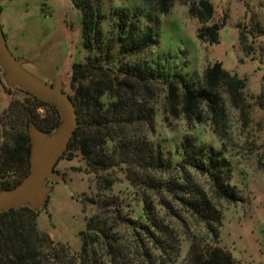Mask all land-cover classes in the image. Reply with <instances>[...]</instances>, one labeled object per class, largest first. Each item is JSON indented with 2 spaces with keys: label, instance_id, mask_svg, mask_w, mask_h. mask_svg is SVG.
<instances>
[{
  "label": "rangeland",
  "instance_id": "374dc122",
  "mask_svg": "<svg viewBox=\"0 0 264 264\" xmlns=\"http://www.w3.org/2000/svg\"><path fill=\"white\" fill-rule=\"evenodd\" d=\"M190 1L172 0L168 13L159 15L140 0H104L105 11H140L133 14L135 22L141 28L150 24L155 34L156 44L119 61L129 84L125 98L149 109L148 120L129 128L132 137L147 142L149 152L139 158L125 154V165L100 172L88 171L78 154L59 159L53 168L58 179L47 178L41 200L23 205L37 214V229L50 241L42 264H192L208 246L237 264H264V0H208L214 18L206 26L221 24L213 45L198 39L200 25L188 13ZM106 18L104 29L108 13ZM0 27L8 52L29 76L47 85L60 82L62 92L72 94V67L88 56L81 13L72 0H1ZM215 64L245 83V98L235 106L221 92V113L215 116L201 105L188 119L171 77L182 76L198 87ZM135 68L142 77H132ZM108 70L117 76L116 67ZM27 98L0 66V115L11 102ZM37 113L54 120L48 106ZM60 126L49 133L30 126L34 149L39 141L42 151L48 149ZM186 138L222 152L236 200L222 198L207 175L182 162L178 149ZM160 151L164 167L154 159ZM179 186L193 189L219 222L207 226L184 206ZM103 200L111 205L101 209ZM96 216L105 235L97 233L85 257L81 233Z\"/></svg>",
  "mask_w": 264,
  "mask_h": 264
},
{
  "label": "trees",
  "instance_id": "16d2710c",
  "mask_svg": "<svg viewBox=\"0 0 264 264\" xmlns=\"http://www.w3.org/2000/svg\"><path fill=\"white\" fill-rule=\"evenodd\" d=\"M152 13L164 15L171 8L172 0H140ZM82 17L83 49L88 54L84 63L72 67V94L67 95L73 101L77 114V128L63 155L77 154L85 162L88 171L100 172L125 165V154L141 157L149 152L146 141L134 138L129 128L142 118H148V108L133 98H125V64H119L121 58L143 53L156 44L155 34L150 24L143 28L134 20L138 10L110 8L105 11L104 0H72ZM109 15L107 29L102 26ZM189 15L198 21L200 27L198 39L206 44L218 42L221 24L212 22L214 8L208 0H191ZM115 52V53H114ZM109 65V66H108ZM116 67V75L109 74L108 67ZM132 77L140 78L137 69H132ZM98 75V77H97ZM178 87L181 112L188 118L197 112L201 105L212 114L221 113L222 98L225 93L235 106L245 98V83L234 75L224 71L220 64L208 67L202 82L195 87L184 77L174 74L172 77ZM168 81V78L165 79ZM171 83V82H170ZM168 86L170 97L174 89ZM29 94V93H28ZM24 102H11L0 115V191L16 187L29 173L32 143L29 127L33 126L41 133H49L61 124L57 109L49 103L39 101L29 94ZM173 99V98H169ZM168 99V100H169ZM169 104V103H168ZM40 106H48L54 120L41 118L37 113ZM178 153L182 162L209 177L218 194L225 199L236 200L237 193L229 183L230 168L222 152L209 146H198L192 139L182 141ZM148 154V153H147ZM154 158L159 167H164L161 151ZM149 158V157H148ZM182 192L181 201L207 226L218 223L219 217L213 215L197 193L182 186L175 187ZM91 203H96L88 199ZM110 202L103 200L100 208H108ZM37 214L28 207H19L0 213V264H42L43 251L50 241L47 234L39 232L36 225ZM98 216L91 218L86 232L81 233L82 253L88 256V248L94 242L97 233L104 234V227ZM105 235V234H104ZM83 264H95L94 260H82ZM192 264H237L220 249L208 246L192 260Z\"/></svg>",
  "mask_w": 264,
  "mask_h": 264
},
{
  "label": "water",
  "instance_id": "95a60500",
  "mask_svg": "<svg viewBox=\"0 0 264 264\" xmlns=\"http://www.w3.org/2000/svg\"><path fill=\"white\" fill-rule=\"evenodd\" d=\"M1 1V0H0ZM0 66L9 81L31 94L39 101L54 106L60 114L61 126L52 144L44 149L41 141L30 156L28 175L13 189L0 191V213L17 209L28 202L37 203L44 193L42 185L47 178L58 179L53 168L62 157L77 128V114L73 101L61 90L60 82L47 85L29 76L18 61L14 60L6 48L0 27Z\"/></svg>",
  "mask_w": 264,
  "mask_h": 264
}]
</instances>
